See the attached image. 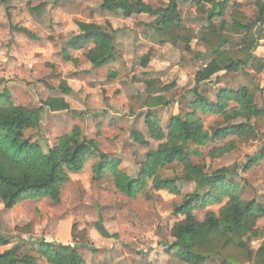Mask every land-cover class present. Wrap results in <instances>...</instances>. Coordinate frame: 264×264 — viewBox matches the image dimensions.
<instances>
[{
  "label": "rangeland",
  "instance_id": "1",
  "mask_svg": "<svg viewBox=\"0 0 264 264\" xmlns=\"http://www.w3.org/2000/svg\"><path fill=\"white\" fill-rule=\"evenodd\" d=\"M144 1L159 8L166 7L171 0ZM241 1L250 17L256 15L258 3H264V0ZM102 2L10 0L6 5L0 4V95L7 92L15 105L41 113L39 129L26 132V136L40 143L44 150L55 147L75 127L86 138L84 167L79 173L69 174L70 180L62 185L59 204L48 198H37L6 210L0 198V234L11 242L7 246L0 245V254L19 245L21 254L39 257L38 247L35 245L32 249V244L40 240L74 245L71 231L78 225L79 229H86L91 238L90 247L78 248L87 264H187L169 247L174 242V226L184 220L173 214L175 206L196 188L194 183L181 180L183 165L175 163L159 171L162 178L177 179L180 195L169 190H154L149 180L146 189L136 198L121 193L111 174L96 180L94 167L105 158L115 159L122 172L138 178L148 153L158 150L165 142L151 137L145 122L147 112H155L163 128L173 116L191 112L195 75L212 57L197 59L182 45L159 44L145 25L154 18L144 14L126 18L122 14L103 12ZM41 4L46 5V11L37 22L29 15L27 6L35 8ZM178 6L187 26L196 30L205 26L192 0H178ZM78 22L111 25L117 30L116 56L110 63L93 68L86 50H70L75 61L64 60L63 48L78 34ZM13 26L26 27L37 39L14 31ZM228 48L233 51L230 45ZM233 53L236 55L235 50ZM144 57L149 58L147 65L143 64ZM250 68L252 70L245 67L238 71L236 83L232 79L235 72L203 82L201 94L216 100L218 90L213 86L220 80L233 88L243 84L250 89L257 86L255 104L264 109L263 67H259V72ZM65 84L71 89L70 93L64 91ZM157 97H164L171 104L165 107L157 102ZM50 99H64L69 109L50 110L46 106ZM199 115L204 130L210 134L228 125L253 126L256 122L255 118L246 117L228 122L219 114L201 111ZM260 124L264 126V118ZM133 132L143 134L148 145L136 142ZM263 148L264 130L243 138L214 140L204 146L191 144V162L207 173L228 170L229 178L240 185L244 200L264 203V158L260 156ZM226 202L227 198L223 204L198 209L195 215L199 221H203L209 211L218 215ZM100 219L112 238L105 239L98 233L96 225ZM26 226L30 234L16 230ZM256 229L258 236L250 237L249 243L252 249L258 250L264 244V218L258 221ZM37 262L47 264L42 258ZM219 262L215 258L207 263Z\"/></svg>",
  "mask_w": 264,
  "mask_h": 264
},
{
  "label": "trees",
  "instance_id": "2",
  "mask_svg": "<svg viewBox=\"0 0 264 264\" xmlns=\"http://www.w3.org/2000/svg\"><path fill=\"white\" fill-rule=\"evenodd\" d=\"M10 0H0L6 5ZM196 5L198 18L205 22L200 30L187 26L179 10L178 0H171L166 7L154 8L144 0H103L100 9L103 12L122 14L126 18L134 15H148L154 20L145 24L154 40L162 45H182L187 52L194 53L197 59L211 56L212 60L195 75V87L192 93L195 100L190 104L193 109L186 114L173 116L166 128L155 112L149 110L145 122L153 139L163 142L158 150L147 155V161L141 165L138 178H131L118 167V161L105 158L94 167L96 180L112 175L116 188L123 194L136 198L142 193L149 180L157 191L169 190L180 195L177 179L162 178L159 171L167 166L180 163L184 167L181 180L194 183L195 191L186 196L184 201L175 206L173 214L184 217L173 228L174 242L169 245L175 255L187 264H208L218 258V264H264V244L252 249L250 237H257L256 225L264 218V203L255 199L247 201L241 196L240 185L229 178L226 169L207 173L191 162V144L204 146L214 140H224L232 136L255 135L264 130L260 122L264 118V109L255 104L254 89L249 87L238 90L225 89L219 94L216 103L200 94V84L225 71L235 72L249 65L255 59L254 49L264 38L256 36L258 27L264 25V3H258L256 15L250 17L244 10L241 0H192ZM10 20L9 8H5ZM33 20L39 22L46 11V5L27 6ZM79 32L73 35L63 48L65 61H75L70 50H86V57L93 68H100L110 63L116 56L117 30L111 25L78 22ZM14 31L23 33L30 39H37L34 33L24 27L13 26ZM243 37L244 44L233 54L228 46ZM148 57L143 58L147 65ZM63 89L70 93L65 84ZM157 102L165 107L171 103L164 97H157ZM105 101L109 104V99ZM235 106H231L232 103ZM153 105V104H151ZM46 106L52 111L68 110L64 99H50ZM213 113L225 119L237 117L255 118L253 126L249 124L228 125L215 129L211 134L204 130L199 115ZM41 124L39 110L15 105L12 97L5 92L0 95V198L6 210H12L20 203L37 198H48L55 204L61 200L62 185L70 180V173L82 171L84 145L86 138L78 127L62 137L53 148L44 150L40 143L26 136L28 131H37ZM249 135H248V133ZM136 142L148 145L140 132L132 134ZM264 158V148L260 153ZM219 214L209 211L205 219L199 221L195 215L198 209L212 204H223ZM98 233L105 239L113 236L105 229L103 220L97 223ZM17 231L30 234L28 226L17 227ZM74 245H64L46 240L32 244L38 247L39 257L21 254L17 245L0 254V264H38L40 258L47 264H87L78 248L90 247L91 238L86 229L74 225L71 231ZM10 240L0 234V245L7 246Z\"/></svg>",
  "mask_w": 264,
  "mask_h": 264
},
{
  "label": "crops",
  "instance_id": "3",
  "mask_svg": "<svg viewBox=\"0 0 264 264\" xmlns=\"http://www.w3.org/2000/svg\"><path fill=\"white\" fill-rule=\"evenodd\" d=\"M26 28V27H25ZM261 35H264V25L263 26H261V27H258L257 28V30H256V36L257 37H260ZM243 44H244V41H243V37H237V40H236V42L235 43H232L231 45H230V47L233 49V51L235 50V52H236V55L235 56H237V53H238V51L242 48V46H243ZM229 49V48H228ZM229 50H231V49H229ZM232 51V50H231ZM232 51V52H233ZM253 54H254V56H255V59L254 60H252V61H250V63H249V65H247V66H245V67H248L249 69H251L252 70V68H250V67H253L254 69H256L258 72H259V67H264V38L263 39H261L260 41H259V44L256 46V48L254 49V52H253ZM245 67H243V68H245ZM263 69V68H262ZM239 70H241V68L239 69ZM239 70H237V71H235V76L234 75H232V79H233V82L234 83H236L235 81H234V79L235 80H237L238 78V74H239ZM252 72V71H251ZM226 73H228V72H225V71H223V72H221V73H219V74H217V75H215V76H213V77H215V78H217V77H224V75L226 74ZM261 75H262V72H261ZM212 77V78H213ZM211 78V79H212ZM211 79L209 80V81H211ZM208 81V82H209ZM206 82V81H205ZM202 86H203V84L201 83L200 84V89H199V92H200V94H201V88H202ZM223 87V88H222ZM245 87H248V85H246V84H243V85H241V86H239L238 88H233V87H230V86H228V84H226V85H224V83H222V80H220V81H216V83L214 84V86H213V88L215 89V91H217L216 92V100H210V99H208L211 103H216L217 101H218V99H219V94L223 91V90H225V89H231V90H238L239 88H245ZM202 95V94H201ZM204 96V95H203ZM235 104L236 103H232L231 104V106L233 107V106H235Z\"/></svg>",
  "mask_w": 264,
  "mask_h": 264
},
{
  "label": "built area",
  "instance_id": "4",
  "mask_svg": "<svg viewBox=\"0 0 264 264\" xmlns=\"http://www.w3.org/2000/svg\"><path fill=\"white\" fill-rule=\"evenodd\" d=\"M262 75H264V67H263V69H262Z\"/></svg>",
  "mask_w": 264,
  "mask_h": 264
}]
</instances>
